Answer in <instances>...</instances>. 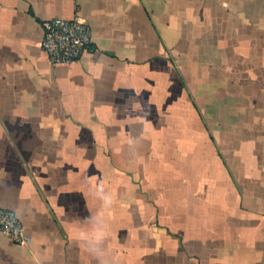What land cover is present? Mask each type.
<instances>
[{"label":"crops","instance_id":"obj_1","mask_svg":"<svg viewBox=\"0 0 264 264\" xmlns=\"http://www.w3.org/2000/svg\"><path fill=\"white\" fill-rule=\"evenodd\" d=\"M0 206V264H98L94 227L113 264H264V0H0Z\"/></svg>","mask_w":264,"mask_h":264},{"label":"built area","instance_id":"obj_2","mask_svg":"<svg viewBox=\"0 0 264 264\" xmlns=\"http://www.w3.org/2000/svg\"><path fill=\"white\" fill-rule=\"evenodd\" d=\"M41 46L51 63H68L80 58L91 44V28L77 16H53L41 21ZM15 210L0 206V231L13 242L26 244L31 236L26 232L20 217L13 219Z\"/></svg>","mask_w":264,"mask_h":264},{"label":"clouds","instance_id":"obj_3","mask_svg":"<svg viewBox=\"0 0 264 264\" xmlns=\"http://www.w3.org/2000/svg\"><path fill=\"white\" fill-rule=\"evenodd\" d=\"M104 202L106 206H110L111 198L105 197ZM13 219L18 220L19 217L15 216V213H12ZM108 238V233L106 230L94 227L90 231H84L80 229H76L72 233V239L77 243H83L87 252L95 257L98 261V264H113L110 260L104 259V250L100 247V245L106 241ZM34 264L36 262L34 261ZM39 264H51L50 259H41Z\"/></svg>","mask_w":264,"mask_h":264}]
</instances>
